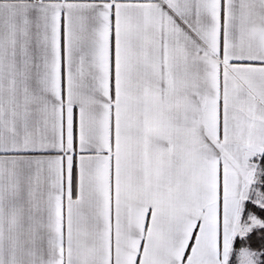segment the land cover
Returning <instances> with one entry per match:
<instances>
[{"label": "snow or ice", "instance_id": "1", "mask_svg": "<svg viewBox=\"0 0 264 264\" xmlns=\"http://www.w3.org/2000/svg\"><path fill=\"white\" fill-rule=\"evenodd\" d=\"M0 264H264V0H0Z\"/></svg>", "mask_w": 264, "mask_h": 264}]
</instances>
